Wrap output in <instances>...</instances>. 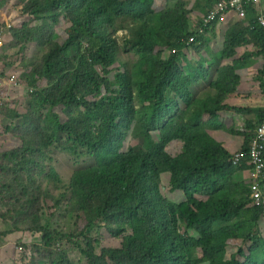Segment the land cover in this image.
Masks as SVG:
<instances>
[{
	"label": "trees",
	"instance_id": "trees-1",
	"mask_svg": "<svg viewBox=\"0 0 264 264\" xmlns=\"http://www.w3.org/2000/svg\"><path fill=\"white\" fill-rule=\"evenodd\" d=\"M217 1L211 0L206 13ZM21 4L22 11L26 6L23 13L36 17L38 25L33 28L30 25L26 30L24 25L11 29L12 39L6 49L12 53L5 56L6 67H13L14 62L9 59L24 54L31 43L40 49L46 43L48 48L37 66L26 65L24 57L20 64L21 78L29 91L25 94V115L17 113L11 104L0 114L6 110L15 120L26 118L34 125L37 137L45 135V140L34 149L25 144L11 154L8 151L0 154L8 173L0 180L3 181L0 187L10 182L11 162L22 156L25 157L16 162V168L25 166L27 175L36 171L42 176L41 161L47 160L46 153L53 141L61 145L67 136L76 149L86 147L95 160V165L76 170L69 185L62 186L70 194L68 217L83 225L84 230L76 236L85 237L87 250L82 255L86 264H264V240L256 231L263 211L252 207L251 189L247 190L245 184L243 198L235 199L232 195L241 189L240 174L246 167L235 166L230 153L207 132H201L203 127L198 125L201 115L206 110L214 113L215 106L210 108L204 102L202 107L207 109L191 116L185 130L162 134L159 140L153 137L156 126L173 110L170 104L174 103L176 110L179 102L186 101L192 93V82L179 64L181 55L188 47H208L207 43L215 41L217 24L203 35L192 34L193 29L185 31L190 19L184 8L182 13L178 9L157 11L155 0H25ZM250 11L248 21L232 25L224 35L220 60H234V65H216L218 60L200 67L204 72L216 67L219 74L212 87L224 95L231 96L238 86L240 44L254 45L264 56V28L253 23L256 14ZM124 16L134 18L138 25L133 40L126 42L136 49L137 60L132 72L123 69L114 76L116 82H112L100 75L97 67L109 68L117 61L115 30L111 28L117 18ZM60 19L70 24L64 35L52 30ZM40 20L44 27L39 26ZM202 21L203 17L197 27ZM194 35L195 41L186 45ZM165 46L171 58L162 54L168 50ZM156 47L159 56L154 54ZM35 55L36 50L30 57L32 61ZM199 73L206 80L205 73ZM261 74L264 76V69ZM261 87L264 90V84ZM136 99L141 102V109L136 107ZM258 119L264 122V111ZM136 123L145 143L126 158L122 154L126 132ZM255 137L247 140L248 146ZM173 141L184 144L176 155L167 150ZM248 146L245 151L250 150ZM29 151L33 159L27 160ZM3 171L0 169V173ZM162 174L169 175L171 190L182 193L186 204L175 208L162 198L159 187ZM53 177L58 179L57 172ZM42 188L38 184L35 190ZM203 197L207 201H201ZM25 205L21 214L33 219L34 204ZM102 224L114 238H121V247L103 249L97 255L89 236ZM39 232L43 235V246L39 249L46 256L41 253L39 262L34 256L31 264H74L60 247L54 253L56 245L69 236L45 229ZM193 250L200 254L199 258H193ZM234 250L238 253L229 259Z\"/></svg>",
	"mask_w": 264,
	"mask_h": 264
},
{
	"label": "rangeland",
	"instance_id": "rangeland-1",
	"mask_svg": "<svg viewBox=\"0 0 264 264\" xmlns=\"http://www.w3.org/2000/svg\"><path fill=\"white\" fill-rule=\"evenodd\" d=\"M23 2H25V0H0L1 25L9 23L12 24L13 28H21L24 25V30L28 29L30 25L32 28L38 25L36 17H29L28 15H25L23 13L26 7L25 6L22 11L21 3ZM155 2L157 11L167 9H178L179 12L182 13L181 9L184 8L183 11H185L189 15L190 19V26L185 31H190V29H193L191 31V33L193 34L196 33L198 29L197 26L200 22V19L207 15L206 10L210 5L211 0H155ZM215 3L216 2H214V4ZM259 7H261L262 9L259 8V10L257 9L255 11V14L257 15H259L261 11L264 12V0H260ZM205 13L206 15H204ZM251 16L252 13L251 11H249L247 19L251 18ZM231 20H233V22L229 23ZM237 22L241 23L239 19L235 18V16L232 14L225 23H229L227 24L229 25V29L232 25L239 24ZM39 26L44 27L43 20L39 21ZM69 26L70 24L67 21L60 19L59 22L54 26V28L52 27V30L59 32L61 35H64L65 31ZM137 26V22L134 18H131L129 16L117 18L115 26L111 28V30H115L113 33V38L115 39L118 48V53L116 55L117 61L109 68L97 67V70L100 75L108 77V79L112 82H116V80H114V76L121 72L123 69H127L130 72L134 70L135 62L137 60V56L135 55L136 49L134 48V51L133 47L127 45L126 42L133 40L132 37H134ZM217 27L219 29H217L218 36L226 34V32L228 31V29L227 31L222 30L223 25ZM31 36L32 32H29L28 37L31 38ZM8 39L11 40L12 37L10 36ZM220 41L223 42V44L220 43ZM220 41H216L215 44L214 41H212L211 44L209 42L206 44L209 45L206 48L188 47L184 50V53L182 52L183 55H181L182 58L179 64L180 67L183 69L184 74L187 75V77H189L192 82L190 86V91L193 93L194 96H204V94H206L208 91V86L217 80V73L219 74V71L216 70L215 66L213 68L208 69L207 72H204V69H201L200 67L208 60H212L217 56V53L213 51V48L211 50L210 46L214 45L216 46V49L220 48V44L224 46V41ZM41 45L42 49H40L34 43L29 44V50L27 49L24 54H18L17 56L12 58V61L14 62L13 67H16V65L18 64V68L10 67L8 69L9 71L15 69L16 73L19 75V79L22 81V85L17 90H8L6 88L2 90V92L5 94H9L8 105L11 104V106L16 108V112L20 115H25V94H28L29 92L26 84L21 78V73L23 70L20 64L22 63L23 57L26 59V65L32 64V66L35 67L40 64L43 55L47 51V44L42 43ZM242 46L243 44H240L239 48ZM165 47V49H168V46ZM34 50H36V55L33 58V61L35 60L33 62L30 57L32 56ZM9 54V50H6L4 52V56ZM25 54H27L28 56H25ZM154 54L156 56H159L160 54L159 49L157 47L155 48ZM162 54L166 58L172 57L169 52V49L163 51ZM70 57L74 58V55L70 53ZM237 59H239V57H237ZM243 59L246 60V57L244 56ZM222 61L224 62V64L229 63L230 65H234V60L227 59L218 61L216 65H223ZM188 64L190 66H187ZM145 69H148L147 66H145ZM240 69L236 71V79L238 80V86L236 87L235 93H241V95L247 97L258 90L253 89L251 91L240 92L242 90L239 88V85L243 82V79L246 78V76L242 75L244 69ZM263 69L258 64L256 70L259 72V74L257 75V77L256 75H253L254 79L252 80V82L257 83L258 85L260 82H264V80H260V78L262 79L261 71H263ZM200 71L205 73L203 76L206 78V80L197 84L198 81L195 79L196 77L201 75L199 73ZM216 92L221 93L216 88L211 90V93L213 94H215ZM258 95H254L253 97H258ZM219 96L221 97L223 96V94H220ZM179 101L181 100L179 99ZM4 103H7V101H5ZM140 103L141 102L138 99L135 100V104L138 109L142 108ZM173 104L174 103L170 104L173 110L170 112L168 117L162 123L157 125L154 129L155 131L153 137L155 140H159V137L162 134L170 133V131L176 133L177 131H181L182 128L183 130L187 128V118L185 120L184 116L181 117V112L178 110V108L175 110V106ZM6 105L7 104L3 106L1 111L5 108ZM55 112L60 113L59 109H56ZM5 116H9V118ZM177 119H179V121H177ZM0 126V142H3V147L0 148V154L6 151L9 152L8 154H11L13 151L20 149L25 144L28 145L31 149H34L37 148L39 143H42L45 140V135L37 137V131H35L34 125L26 121V118L22 117L18 120H15L11 117V113L6 110L4 111L3 115L0 114ZM259 126L260 123L258 124V128ZM258 128L255 134L256 138ZM7 130H11V133L14 136L11 133H8ZM141 132L142 130L138 123L132 124L130 129L126 132V138L123 144L122 152V154H124L126 158H128L130 155L132 156L139 148H142L144 146L145 140L144 137L141 135ZM201 132H206V130H202ZM252 145L253 142L250 144L249 147L252 148ZM182 146H184L183 143L173 141L168 145L167 150L170 152V155H176L178 152H180ZM4 149L7 150L3 151ZM242 152L243 150L239 153ZM236 154H238V152ZM235 155L232 156V159ZM23 157L25 156L14 159L15 162H11L10 173L12 176H9L10 182L6 183L7 185H5L4 187H0V219L9 223L7 227L8 231L6 232V234H14L20 231L29 232L34 236L35 241H29L28 245L37 242L36 244L31 245L29 248L27 247V250H22L20 253V258L27 254L29 259L26 264H31V259L34 256L37 262L41 260L43 255L46 256L44 251H40L39 249L43 246V235L39 231H43L45 229L50 230V232L56 234L69 236L64 242H59L58 245H56L54 253H56L58 251V247H60L74 262V264H86V258L82 255V252H85L87 250L86 242L84 239L85 237L78 238L76 236L77 233L84 230L83 225L77 219L71 220L68 217V212L70 210V200L68 197L70 194L66 190V188H62V186L69 185L73 173L76 170L95 165L94 158L89 154L88 149L86 147L81 146L76 149V144L70 142L67 136L64 138V143H62L61 145H58L57 142L53 141L51 147L49 148V151H47L46 153L47 160L45 162L41 161L44 171V173L41 174L42 176H40L39 172L36 171L32 175H27L25 166H21L19 168L20 170L17 169L16 162H22ZM26 158L27 160L33 159V157L31 156V151L27 153ZM4 164V161L3 163H1L0 158V169L4 170L2 173H0V180L8 174L6 172L7 167H5ZM52 169H54L53 173ZM55 172H57L58 179H55L53 177ZM30 177L33 179H31ZM29 179L33 182L36 181V183L33 184L32 182H30ZM241 180L243 181V178ZM2 183L3 181L0 182V186L2 185ZM38 184H40L43 188L41 190L36 191L35 188L38 186ZM243 185L244 182L239 185L241 189L233 191L232 195L236 196L234 197L235 199L243 198L241 197L243 193ZM159 187L161 190L160 195L162 196V198L172 203L175 208L187 203V200L183 198L182 193L173 192L171 190L169 175L162 174L160 176ZM238 193L239 196L237 195ZM35 199L36 202H34ZM26 203H29L31 205L34 204L33 212L36 213V216L33 219H26V217L21 214V208L23 206H25L26 208ZM256 231L257 233L260 232V236L264 240V221L261 222L260 220L258 222V228L256 229ZM204 233H202V237ZM192 236L196 237V235ZM89 238L93 239V251L97 255L101 254L103 249H118L121 247V238H114L111 231L104 224L101 225V228L95 229L93 234H91ZM251 245L252 243L248 244L247 246ZM182 246L180 251L183 253L184 249L182 248ZM237 253L238 250L232 251L229 254L228 258L231 259L232 256ZM192 254L194 256L193 258H199L200 256V254L196 250H193Z\"/></svg>",
	"mask_w": 264,
	"mask_h": 264
},
{
	"label": "crops",
	"instance_id": "crops-1",
	"mask_svg": "<svg viewBox=\"0 0 264 264\" xmlns=\"http://www.w3.org/2000/svg\"><path fill=\"white\" fill-rule=\"evenodd\" d=\"M239 21L241 22V20ZM231 22H233V20H231L229 23ZM229 23L217 24L216 30L218 29L217 26L220 27L223 25L222 30L227 31L229 27L227 24ZM224 35L225 34L218 36V33H216V40L214 41V44L216 41H224ZM210 36L211 35L207 37L208 41L211 40ZM220 43L223 44L221 41ZM223 47L224 46L221 44L220 48L218 49H216V46L214 45L210 46V49L212 50L213 48V51L217 53V56L212 60H208L207 64L213 61L217 62L218 60L222 59L220 58V52L222 51ZM261 51L262 50L256 48L254 45L244 44L238 49V53H240L239 59L241 60L240 70L244 69L242 75L246 76V78L243 79V82L239 85V88L242 90L240 92L251 91L253 89H257L258 91L247 97L241 95V93H234L231 96L223 94V96L220 97L219 95L221 93H211V90L214 89L211 84L209 85L210 87L208 86V91L206 94H204V96L198 97L191 93L187 100L182 101L178 107V110L185 117V120L187 118V123H189V118L191 116L196 117L197 113L205 108L202 107V103L206 102V106L210 108L215 106L216 110L214 113L206 110V112L201 115L198 125L203 127L202 130H206L208 135L213 138V140L216 141L218 145H221L228 153H230L231 156L247 148V140L249 138H254L258 124L260 123L258 122V115L264 111V92L261 87L264 82H260L259 85L255 82H252L254 79L253 75H256L257 77L259 74V72L256 70L258 64L263 69L264 57L261 54ZM244 56L246 57V60L242 58ZM222 64L230 65L229 63L224 64L223 61ZM262 78H264V76H262ZM195 80L198 81L197 84L205 81L201 80V75L196 77ZM260 80L262 81L264 79L260 78ZM254 95H258V97H253ZM187 102H189V104ZM1 147H3V142H0V148ZM6 150L7 149H4L3 151ZM243 165L246 167V169L242 174H240V179L243 178L246 189L248 190L251 182L249 176V170L251 167L249 162H246ZM240 181L243 183L242 180ZM207 199V197H203L201 201L205 202ZM263 221L264 219L262 218L261 222ZM8 225V222L0 219V260L1 262L3 261L4 264H26L29 259L28 255L25 254L22 256V258H20V253L22 250H27V247L29 248L31 245H34L37 242L28 245L29 241H35L34 236L29 232L20 231L14 234H6L8 231Z\"/></svg>",
	"mask_w": 264,
	"mask_h": 264
},
{
	"label": "built area",
	"instance_id": "built-area-1",
	"mask_svg": "<svg viewBox=\"0 0 264 264\" xmlns=\"http://www.w3.org/2000/svg\"><path fill=\"white\" fill-rule=\"evenodd\" d=\"M260 0H218L213 7L210 8L207 15L203 17L202 24L197 29V34L203 35L206 29L210 28L213 24H220L227 22L228 18L233 14L235 18L241 21H248L247 15L250 9L259 10ZM262 9V8H261ZM257 22V23H254ZM254 24H259L264 28V12L261 11L253 21ZM252 25V23H251ZM12 24L0 23V111L5 104L9 102V94L2 92L4 89L17 90L22 85L19 75L15 69L8 70L6 67L7 60L4 56L8 42L11 36ZM195 37L191 36L186 42L190 45L195 41ZM10 51V50H9ZM175 52V51H173ZM12 51H10V54ZM12 62V59H9ZM18 65V64H17ZM7 101V103H4ZM2 112V111H1ZM235 166L241 167L244 163L249 162L251 169L249 170L250 176V189L251 201L253 207L263 211L264 216V122L260 123L258 128L257 138L253 141L252 148L249 151L243 150L232 159ZM0 264H3L0 260Z\"/></svg>",
	"mask_w": 264,
	"mask_h": 264
},
{
	"label": "clouds",
	"instance_id": "clouds-1",
	"mask_svg": "<svg viewBox=\"0 0 264 264\" xmlns=\"http://www.w3.org/2000/svg\"><path fill=\"white\" fill-rule=\"evenodd\" d=\"M255 208V207H254ZM262 216V218L264 219V216H263V214L261 215Z\"/></svg>",
	"mask_w": 264,
	"mask_h": 264
}]
</instances>
